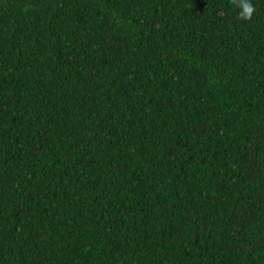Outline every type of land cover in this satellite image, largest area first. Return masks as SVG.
Wrapping results in <instances>:
<instances>
[{"label":"trees","instance_id":"16d2710c","mask_svg":"<svg viewBox=\"0 0 264 264\" xmlns=\"http://www.w3.org/2000/svg\"><path fill=\"white\" fill-rule=\"evenodd\" d=\"M0 0V264H264V0Z\"/></svg>","mask_w":264,"mask_h":264},{"label":"clouds","instance_id":"9594fccd","mask_svg":"<svg viewBox=\"0 0 264 264\" xmlns=\"http://www.w3.org/2000/svg\"><path fill=\"white\" fill-rule=\"evenodd\" d=\"M230 4L237 9V15L241 20H252L256 12L252 0H230Z\"/></svg>","mask_w":264,"mask_h":264}]
</instances>
